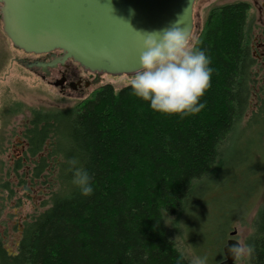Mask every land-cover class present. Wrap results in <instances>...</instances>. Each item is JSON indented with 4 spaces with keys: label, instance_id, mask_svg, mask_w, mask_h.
<instances>
[{
    "label": "trees",
    "instance_id": "obj_1",
    "mask_svg": "<svg viewBox=\"0 0 264 264\" xmlns=\"http://www.w3.org/2000/svg\"><path fill=\"white\" fill-rule=\"evenodd\" d=\"M247 11L244 2L209 10L195 41L213 69L198 113L164 114L130 85L115 91L110 84L73 107L33 112L25 154L37 155L50 141L48 154L58 157L57 188L49 206L23 222L15 254L0 241V264H177L179 258L188 264L166 231L164 214L178 217L194 182L224 166L219 148L248 110V126L260 125L254 133H264V91L254 90ZM243 157L225 167L226 175L254 177L262 168L260 160ZM38 164L39 172L46 157ZM77 168L89 173V196L73 183ZM245 243L255 249L247 262L264 264V204Z\"/></svg>",
    "mask_w": 264,
    "mask_h": 264
},
{
    "label": "rangeland",
    "instance_id": "obj_2",
    "mask_svg": "<svg viewBox=\"0 0 264 264\" xmlns=\"http://www.w3.org/2000/svg\"><path fill=\"white\" fill-rule=\"evenodd\" d=\"M238 1L252 4L264 0H195L192 10L195 29H192L189 38L196 41L212 7ZM260 17L251 7L248 11L249 23L257 31ZM21 57H24L23 52L4 35L0 21V241L9 254L17 251L23 222L45 210L49 206L51 192L57 188L58 157L49 156L50 141H46L37 155L25 154L24 133L33 112L73 107L91 97L104 84H110L118 91L129 85L128 80L134 74L102 73L82 92L61 91L51 83L53 79H41L19 63ZM255 71L262 82L254 84V90L262 94L264 72L258 67ZM250 117L251 110H248L220 146V160L224 166L194 182L178 217L164 214L166 231L188 264L191 256L196 254L207 255L209 264L219 263L223 258L221 248L228 238L245 243L253 231L254 218L264 204V133L255 135L260 125L257 128L248 126ZM250 136L252 141L245 142ZM42 157H46L48 165L38 172L36 166H39ZM241 157L251 164H255L252 161L255 159L261 161L262 168H257L254 177L240 173L226 175L225 167ZM245 177L246 180H242ZM233 229L236 233L230 236L229 232ZM236 263L240 264L237 260ZM243 264L249 263L246 260Z\"/></svg>",
    "mask_w": 264,
    "mask_h": 264
},
{
    "label": "water",
    "instance_id": "obj_3",
    "mask_svg": "<svg viewBox=\"0 0 264 264\" xmlns=\"http://www.w3.org/2000/svg\"><path fill=\"white\" fill-rule=\"evenodd\" d=\"M194 0H0V21L11 44L30 53L54 49L83 69L133 74L150 31L175 26L190 36ZM264 7V3H263ZM134 14H130L129 10ZM104 53H107L105 55ZM232 230L229 235H235ZM227 240L218 264H237Z\"/></svg>",
    "mask_w": 264,
    "mask_h": 264
},
{
    "label": "clouds",
    "instance_id": "obj_4",
    "mask_svg": "<svg viewBox=\"0 0 264 264\" xmlns=\"http://www.w3.org/2000/svg\"><path fill=\"white\" fill-rule=\"evenodd\" d=\"M129 11L134 14L133 10ZM176 24L177 21L163 30L143 32L147 35L142 42L139 68L128 84L137 97L149 102L153 110L188 116L204 107L201 97L210 87L213 69L205 50L197 47L188 33ZM90 179L87 170H75L73 183L83 196L94 191ZM229 251L240 264L255 253L253 245L239 241ZM180 259L177 264H180ZM189 264H209V257L193 255Z\"/></svg>",
    "mask_w": 264,
    "mask_h": 264
},
{
    "label": "flooded vegetation",
    "instance_id": "obj_5",
    "mask_svg": "<svg viewBox=\"0 0 264 264\" xmlns=\"http://www.w3.org/2000/svg\"><path fill=\"white\" fill-rule=\"evenodd\" d=\"M244 3H246L248 11L251 9V7H253L256 9L257 15L259 14L261 16V23H258L261 27H256L258 31L255 30L251 22L249 23L248 11L246 16L248 49L253 60V64L251 66V74L253 76L254 84H258L261 79L257 77L258 73L257 71H255V67L261 68V70L264 72V1H261V3L254 1L252 4H249L247 2ZM206 18L207 16L205 17L203 24ZM194 21L196 20L193 16V23ZM194 25L195 24H193L192 29H195ZM22 52L24 54V57L19 58L18 62L21 63L24 67L30 69L33 73L39 75L41 79H53L52 81H48H51L53 85H57V87L61 91L70 89L73 91L82 92V90L87 89L92 84V82L97 80L98 77H100V75L102 74L83 69L71 58H63V52L59 49H54L44 53Z\"/></svg>",
    "mask_w": 264,
    "mask_h": 264
},
{
    "label": "bare ground",
    "instance_id": "obj_6",
    "mask_svg": "<svg viewBox=\"0 0 264 264\" xmlns=\"http://www.w3.org/2000/svg\"><path fill=\"white\" fill-rule=\"evenodd\" d=\"M233 230H235V229H233ZM231 238H233V237H230V238H228L227 240H229V239H231ZM227 240H226V242H227ZM226 244V243H225ZM224 244V245H225ZM224 247V246H223ZM222 252H223V249H222ZM223 259V258H222ZM236 261V260H235ZM218 264V263H217Z\"/></svg>",
    "mask_w": 264,
    "mask_h": 264
}]
</instances>
